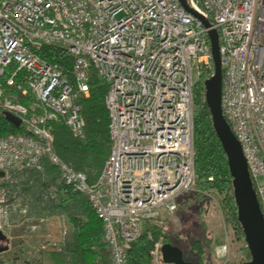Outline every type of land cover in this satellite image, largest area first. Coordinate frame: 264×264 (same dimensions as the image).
<instances>
[{
  "label": "built area",
  "instance_id": "built-area-1",
  "mask_svg": "<svg viewBox=\"0 0 264 264\" xmlns=\"http://www.w3.org/2000/svg\"><path fill=\"white\" fill-rule=\"evenodd\" d=\"M186 3L194 13L180 0H0V112L17 116L22 128L0 136V230L26 216L16 187L48 162L101 220L110 264H127L126 244L144 220L173 213L182 193L197 191L193 96L196 83L213 74L211 31L222 113L264 217V0ZM42 45L71 57L70 75L37 54ZM90 70L108 86L110 140L91 183L52 144L54 122L84 136L77 99L89 95ZM42 194L55 199L57 186L46 185ZM233 204L236 211L234 198Z\"/></svg>",
  "mask_w": 264,
  "mask_h": 264
},
{
  "label": "trees",
  "instance_id": "trees-1",
  "mask_svg": "<svg viewBox=\"0 0 264 264\" xmlns=\"http://www.w3.org/2000/svg\"><path fill=\"white\" fill-rule=\"evenodd\" d=\"M36 52L48 62L58 63L70 75L71 57L59 46L42 45ZM202 79L196 83L193 96V147L197 188L193 193L202 197L203 192L217 188L230 192L233 202L227 159L212 126ZM107 89V84L95 71L90 70L89 95L77 99L84 118L82 138L75 137L62 121L52 124L54 151L64 162L84 172L90 183L100 174L110 149L109 118L104 104ZM18 100L26 103L22 97L18 96ZM10 132H22V128L14 127L0 112V136ZM48 184L57 186L58 194L53 200L43 198V189ZM16 189L22 201L27 203L31 216L45 219L62 215L71 225L72 230L65 234L63 249L44 251L48 264H110V252L102 238L101 220L95 215L85 196L75 194L59 181L55 167L44 162L42 170L30 171ZM235 214L234 208V218ZM157 220L158 217L144 220L141 235L126 244L127 264H153L155 244L161 237H165ZM160 262L166 264L161 259Z\"/></svg>",
  "mask_w": 264,
  "mask_h": 264
},
{
  "label": "rangeland",
  "instance_id": "rangeland-1",
  "mask_svg": "<svg viewBox=\"0 0 264 264\" xmlns=\"http://www.w3.org/2000/svg\"><path fill=\"white\" fill-rule=\"evenodd\" d=\"M66 221L62 215L36 219L29 210L25 217L14 219L5 231L8 240L2 244L7 250L0 252V264H25L26 256L35 257L44 248L63 249L62 231ZM157 223L165 234L157 243L168 242L179 247L186 261L246 264L250 259L241 228L234 218V204L228 191L212 188L203 192L202 197L193 192L182 193L173 213L161 210ZM143 230L144 223L138 237ZM152 255V263L161 264L155 259L154 251Z\"/></svg>",
  "mask_w": 264,
  "mask_h": 264
},
{
  "label": "water",
  "instance_id": "water-1",
  "mask_svg": "<svg viewBox=\"0 0 264 264\" xmlns=\"http://www.w3.org/2000/svg\"><path fill=\"white\" fill-rule=\"evenodd\" d=\"M185 9L191 10L186 0H180ZM204 25L208 23L203 20ZM213 74L203 81L204 98L211 115L214 132L221 144L227 159V166L231 176V187L236 207V219L241 228L246 247L250 256L246 264H264V217L261 212L251 179L248 174L246 161L241 146L221 109V60L218 49V38L215 31L209 32ZM3 117L14 127L20 126V119L7 111L1 112ZM0 176L2 172L0 171ZM8 240L6 233L0 230V242ZM7 250V246L0 247V252ZM160 258L166 264H195L183 258L182 250L165 242L159 248Z\"/></svg>",
  "mask_w": 264,
  "mask_h": 264
},
{
  "label": "crops",
  "instance_id": "crops-1",
  "mask_svg": "<svg viewBox=\"0 0 264 264\" xmlns=\"http://www.w3.org/2000/svg\"><path fill=\"white\" fill-rule=\"evenodd\" d=\"M63 226H64V229L62 228L63 229L62 232H63V235H64L63 236V239L65 241V234H66V232H68V231H70L72 229H71V225H70V223H69L68 220L64 223ZM53 250H57V249H53ZM44 251H46V248L42 249V251L39 250L36 253V256L35 257H32V256L29 257L30 255L29 256H26L25 264H48V261H47L45 255H44V253H45Z\"/></svg>",
  "mask_w": 264,
  "mask_h": 264
},
{
  "label": "flooded vegetation",
  "instance_id": "flooded-vegetation-1",
  "mask_svg": "<svg viewBox=\"0 0 264 264\" xmlns=\"http://www.w3.org/2000/svg\"><path fill=\"white\" fill-rule=\"evenodd\" d=\"M0 247H3V244L0 242Z\"/></svg>",
  "mask_w": 264,
  "mask_h": 264
}]
</instances>
